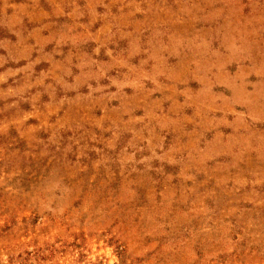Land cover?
I'll list each match as a JSON object with an SVG mask.
<instances>
[{
	"label": "rangeland",
	"instance_id": "obj_1",
	"mask_svg": "<svg viewBox=\"0 0 264 264\" xmlns=\"http://www.w3.org/2000/svg\"><path fill=\"white\" fill-rule=\"evenodd\" d=\"M0 264H264V0H0Z\"/></svg>",
	"mask_w": 264,
	"mask_h": 264
}]
</instances>
